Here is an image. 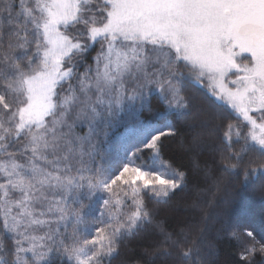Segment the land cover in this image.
<instances>
[{"label":"snow or ice","instance_id":"obj_1","mask_svg":"<svg viewBox=\"0 0 264 264\" xmlns=\"http://www.w3.org/2000/svg\"><path fill=\"white\" fill-rule=\"evenodd\" d=\"M179 121L212 191L174 230ZM232 177L264 185V0H0V264H112L147 230V264H211ZM225 226L264 264V234Z\"/></svg>","mask_w":264,"mask_h":264},{"label":"trees","instance_id":"obj_2","mask_svg":"<svg viewBox=\"0 0 264 264\" xmlns=\"http://www.w3.org/2000/svg\"><path fill=\"white\" fill-rule=\"evenodd\" d=\"M176 128L175 136L163 138V155L174 166L188 173L187 183L183 190H178L171 197L169 203L154 205L160 210L159 219L174 230H178L182 224L199 219L200 212L193 207V202H203L212 191L211 185L192 169L193 154L188 145L195 133L183 121H179ZM200 158L210 159L207 153ZM136 163L140 164L141 161ZM216 200L219 202V216L210 221V235L214 237L215 243L210 256L211 264H240L239 247L229 237L225 222L232 216L258 234H264V185L250 188L244 184L243 177H232L226 181L225 190L217 194ZM154 242L155 237L150 230L124 241L119 256L113 259L112 264H147L145 249ZM156 264L170 262L156 260Z\"/></svg>","mask_w":264,"mask_h":264},{"label":"rangeland","instance_id":"obj_3","mask_svg":"<svg viewBox=\"0 0 264 264\" xmlns=\"http://www.w3.org/2000/svg\"><path fill=\"white\" fill-rule=\"evenodd\" d=\"M212 228V227H211Z\"/></svg>","mask_w":264,"mask_h":264}]
</instances>
